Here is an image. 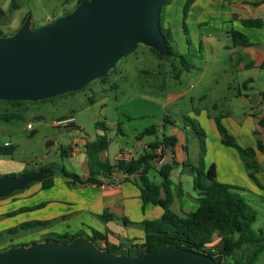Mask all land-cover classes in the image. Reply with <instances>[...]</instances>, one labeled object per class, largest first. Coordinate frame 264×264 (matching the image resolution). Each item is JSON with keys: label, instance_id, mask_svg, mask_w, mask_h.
<instances>
[{"label": "crops", "instance_id": "crops-1", "mask_svg": "<svg viewBox=\"0 0 264 264\" xmlns=\"http://www.w3.org/2000/svg\"><path fill=\"white\" fill-rule=\"evenodd\" d=\"M263 1L195 0L189 7L184 20L183 10L186 0H170L162 10V23L164 28L171 32L177 52L185 57L184 53L188 52L186 46L192 41L198 42V51L203 53L204 50L206 54L209 53L210 48L217 45L214 38L208 37V30H226L227 34L239 32L245 35L249 42V46L246 47L235 46L232 39L231 46H228L231 49L230 58L224 61L216 59L213 60V63L218 65L224 75H228L231 71L241 73L243 79L241 83H236L237 92L234 98L238 103L239 101L247 102L251 112H245L246 106L241 107L239 104H235L230 109L228 107L229 111L220 112L210 120H207L202 112L193 118L205 134L204 169L213 165L217 181L234 187H242L237 192L257 213V219L253 224V226L255 224L257 226L252 229H255L253 230L255 233H261L264 236V191L260 190L248 177L237 151L221 144L214 121L215 118L221 117V124L235 138L237 144L244 149L254 151L256 160L261 164V170L255 174V177L258 183L264 187V151L260 152L256 147L257 139L264 145V124L262 126L258 124L260 120L264 121V99L260 96L264 90H260L258 93L252 92L253 85L264 86V26L249 28L243 25L246 20H259L264 23ZM202 59L206 62L204 64V71H206V57L204 58L202 55ZM182 75L175 79L178 84ZM148 83L152 84L149 80ZM227 89L229 90L230 86L227 85ZM187 92L184 90L168 93V103L182 98ZM145 97L149 98L147 95ZM146 98L134 100L139 101L130 107L128 105L119 108L120 111L126 113L125 116L128 118L127 121L122 122L121 115L117 119V135L120 133L122 137L117 138V152L112 163L109 161L108 150L101 152L99 154L100 161H107L110 165H115L118 161L126 163L148 150V144L154 140L143 139L144 136L140 140L135 138L137 134L150 127L149 121L140 119L135 121L152 112V103ZM235 110H237V115H234ZM238 110L241 111L240 114ZM61 119L66 118L62 117ZM66 120H70L77 131L61 147L69 148L66 157L75 160L76 165L82 170L81 176L85 178L88 170L84 146L87 142L94 141L97 135L102 134V131L94 127L95 136L88 140L82 127L75 124V118L69 117ZM124 125L125 131L121 128ZM157 127V132L153 135L154 139L162 136H175L177 139L173 152L164 150L161 165L175 162L176 166L168 178L160 176L157 168L153 165H143L141 173L150 182L156 185H165L170 198L167 209L179 217H185L197 209L198 195L193 187V176L190 174L189 168L183 164L198 165L200 159L199 140L188 126L180 125L176 119L168 116H162ZM124 133L127 134L125 138H123ZM209 134L212 137L211 141L208 139ZM125 177L120 170H114L108 179L99 176L101 185L88 184L73 188H68L65 185L64 178L54 177V186L49 190H41L40 184H35L20 194L0 199V218L4 219L6 213L23 206L44 204L39 210L22 214L26 215L23 221L57 220L50 228L37 233L42 235L45 233L75 234L78 232L90 234V230H95L104 233L110 245L124 244L131 250H135L136 248L132 246L141 243L144 232L136 225L124 224L122 219L133 224L155 221L161 218L164 210L152 205L142 207L138 188L131 181H126ZM185 182L192 186L193 194L185 190ZM105 210L116 219L105 221L102 218ZM37 213H40L39 217L36 215ZM61 217L65 219L60 220ZM10 244V241L4 242L0 248ZM100 247L103 249L104 243H100Z\"/></svg>", "mask_w": 264, "mask_h": 264}, {"label": "rangeland", "instance_id": "rangeland-1", "mask_svg": "<svg viewBox=\"0 0 264 264\" xmlns=\"http://www.w3.org/2000/svg\"><path fill=\"white\" fill-rule=\"evenodd\" d=\"M76 2L77 0H0V9L3 11L0 15V37L16 32L22 25L21 21H25L26 18H30L31 28L34 30L48 26L72 12ZM207 32L208 37L214 38L217 45L210 48L207 54L204 50L203 53L198 51V42L192 41L186 46L188 52L184 54L191 69L188 73L184 72L179 84L171 72L173 67L175 71L179 68L177 60L160 61L147 48L138 45L116 64L103 82L93 81L82 90L57 96L43 103L14 107L0 102V146L11 144L15 147L10 155H0V177L18 175L23 171L34 172L47 167H53L54 177L61 179L63 177L60 175V168L81 176L82 170L76 165L75 160L61 155V145L64 146L70 136H74L77 131L71 121L61 120L62 117L75 118V124L82 127L88 140L95 136L96 122L105 123L108 127L106 135L110 141L107 152L112 163L117 152V138H122L120 133L117 135V119L121 115L122 122L128 118L119 108L128 105L130 107L139 101L134 100L146 98V95L149 97L146 98L147 101L152 103V112L135 121H139L138 119L149 121V126L155 127L160 124L162 116L176 119L180 125L186 126L187 119L195 123L193 117L201 112L210 120L220 112L229 111L228 107L230 109L235 104L246 106L245 112H251L247 102L238 103L234 98L237 92L236 83H241L243 79L241 73L231 71L224 75L218 65L213 63L216 59L224 61L230 58L231 49L228 46L232 44L231 34H227L226 30ZM202 55L206 57V71H204L206 62ZM148 80L152 84L148 83ZM227 85L230 86L229 90ZM184 90L188 91L186 95L168 103V93ZM260 90H264V86L253 85L252 92L258 93ZM236 113L237 110L234 111V115H237ZM238 113L241 111L238 110ZM15 114L17 115L14 116ZM8 115L13 117L5 118ZM27 125H30L29 129H26ZM121 128L124 131L126 129L125 125ZM126 136L124 133L123 138ZM211 138L209 134L210 141ZM143 139L153 141L154 136L146 135ZM184 184L185 190L193 194L192 186L188 182ZM36 215L39 217L40 213ZM25 218L26 215L0 218V231L14 227ZM256 226L255 224L252 228ZM37 232L32 230L20 232L17 236L7 235L3 237L0 247L7 241L11 244H24L30 239H39L42 234ZM96 245L100 247V243ZM255 264H264V252Z\"/></svg>", "mask_w": 264, "mask_h": 264}, {"label": "water", "instance_id": "water-1", "mask_svg": "<svg viewBox=\"0 0 264 264\" xmlns=\"http://www.w3.org/2000/svg\"><path fill=\"white\" fill-rule=\"evenodd\" d=\"M166 0H88L54 23L32 29L26 18L0 37V101L39 102L84 89L104 78L134 47L169 55L160 31ZM40 168L0 177V199L24 190L50 173ZM0 264H219L206 254L181 248L131 256L97 248L79 236L68 243L43 241L0 251Z\"/></svg>", "mask_w": 264, "mask_h": 264}, {"label": "trees", "instance_id": "trees-1", "mask_svg": "<svg viewBox=\"0 0 264 264\" xmlns=\"http://www.w3.org/2000/svg\"><path fill=\"white\" fill-rule=\"evenodd\" d=\"M82 1L88 0H78L76 5ZM169 1L170 0H166L162 5L159 20L160 31L166 41L169 55L167 57H160L156 51L150 48L147 49L160 61L177 60L179 68L175 71V68L173 67L171 72L172 77L174 79H178L184 72L190 71L191 65L185 56L180 55L177 52L171 32L164 28L162 23V10L169 3ZM194 1L195 0H186L183 10L184 20L186 19L189 7ZM2 14L3 11L0 9V15ZM23 22L24 20H22L21 24ZM54 22L55 21L52 23ZM243 25L249 28H261L264 26V23L259 20H246L243 22ZM231 36L235 46H249V42L245 35L239 32H232ZM135 48L136 47H134V49ZM171 65H173V63ZM106 78L107 76L99 80L103 82ZM260 96L264 99V92L261 93ZM48 100L49 99L39 102L43 103ZM0 102L7 103L14 107L36 103L23 101ZM16 115L17 114L14 116ZM12 117V115L5 116V118ZM220 119L221 117H217L214 121L217 132L220 136L221 144L234 148L237 151L248 177L260 190L264 191V187L258 183L255 177V174L261 170V164L256 160L254 151L252 149H244L240 147L235 138L230 135L228 130L221 124ZM258 124L262 126L264 121L260 120ZM186 126L191 129L192 133L198 138L200 144V159L198 165L194 166L189 163L183 164L185 167L189 168V172L193 176V187L198 195V206L194 212L186 215L185 217H179L171 213L167 209L170 204L167 187L163 184L156 185L150 182L145 175L141 173L143 165H153L157 168V172L163 178H168L170 176L176 164L175 162H171L157 166L156 160L161 157L157 154V149L162 147L164 150L173 152V148L177 143L175 136H162L161 138H155L153 142L148 144V150L142 155H139L137 158L126 163L118 161L115 165H110L107 161L103 162L99 160V154L107 150L109 145V140L106 136L108 129L104 123L99 122L95 124V127L96 129L101 130L102 134L97 135L94 141H89L84 146L85 154L87 156V176L84 178L73 172H69L64 168H60L59 172L65 179V185L68 188L85 186L88 184L101 185L102 182L99 180L100 175L108 179L109 176L113 174L114 170H120L126 176V181H131L138 188L142 207L152 205L158 206L164 210L161 218L155 221H145L137 224H133L127 222L125 219H122L124 224L136 225L144 232L141 243L132 246L136 248L135 250H131L130 247L125 246L124 244L118 246L110 245L107 242L106 235L104 233L90 230V234H85L83 232L75 234L45 233L41 235L39 239L29 240L24 244H11L3 246L0 248V251L8 249L12 246H28L33 243L50 240L60 243H68L79 236H84L89 241H92L97 248L101 250H108L117 255L125 254L136 256L147 251L181 248L195 253L206 254L215 261H218L219 264H255L258 257L264 251V236L261 233H255L252 229V226L257 219V213L240 196L237 192V188L217 181L213 165L204 169L203 156L205 134L203 130L192 120L187 119ZM156 132L157 127L150 126L137 134L135 138L140 140L143 136L155 135ZM256 147L258 151H264V145L258 139L256 140ZM14 149L15 147L11 144L0 146V155H10ZM60 150L62 157L68 155L69 148L60 147ZM25 173L29 172L23 171L18 175ZM35 184H40L41 190L44 191L51 189L54 186V169H52L50 173L44 175L38 182L32 183L24 190L14 192L5 198L20 194ZM43 206L44 204L23 206L17 210L6 213L4 218H13L24 213L33 212L39 210ZM102 218L105 221L116 219L115 216L109 214L106 210L103 211ZM64 219L65 218L63 217L60 218V220ZM56 221L57 220L55 219L46 221H23L14 227L4 229V231L1 230L0 243L3 240V237L7 235L17 236L20 232H28L32 230L43 231L50 228ZM97 243H104L103 249L97 246Z\"/></svg>", "mask_w": 264, "mask_h": 264}, {"label": "built area", "instance_id": "built-area-1", "mask_svg": "<svg viewBox=\"0 0 264 264\" xmlns=\"http://www.w3.org/2000/svg\"><path fill=\"white\" fill-rule=\"evenodd\" d=\"M70 121V120H69ZM30 128V125H27L26 126V129H29ZM164 152V149L162 147L158 148L157 149V154H159L161 157L159 159L156 160V165L157 166H160L162 163H163V155L162 153ZM121 159V158H120Z\"/></svg>", "mask_w": 264, "mask_h": 264}]
</instances>
